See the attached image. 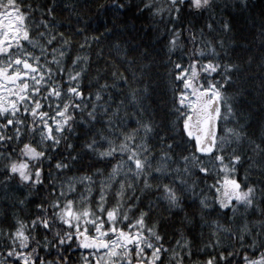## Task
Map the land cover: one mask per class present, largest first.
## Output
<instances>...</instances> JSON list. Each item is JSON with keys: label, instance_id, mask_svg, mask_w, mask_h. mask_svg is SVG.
<instances>
[{"label": "snow or ice", "instance_id": "obj_1", "mask_svg": "<svg viewBox=\"0 0 264 264\" xmlns=\"http://www.w3.org/2000/svg\"><path fill=\"white\" fill-rule=\"evenodd\" d=\"M218 8L0 0V186L23 189L11 219L0 216V264H264V122L249 130L245 62ZM252 23L264 68V10ZM146 26L166 58L171 120L145 106L159 58L134 37L121 43ZM93 51L104 61L94 76ZM29 204L31 215L15 210ZM197 226L208 230L199 243Z\"/></svg>", "mask_w": 264, "mask_h": 264}, {"label": "trees", "instance_id": "obj_2", "mask_svg": "<svg viewBox=\"0 0 264 264\" xmlns=\"http://www.w3.org/2000/svg\"><path fill=\"white\" fill-rule=\"evenodd\" d=\"M236 2V0H217L218 4H221V8L217 9V16L219 17L221 12L224 16H227L233 25L234 35L236 37V44L232 46L231 56L237 62L244 61V70L240 74L239 77V85L237 89L240 87L247 90L246 94L241 100V107L250 112V119L248 121L250 128L249 130H255L257 136H259L261 132L260 124L264 122V98H262L259 92V83L262 78V73H264V68L259 66L260 57H261V49L259 47V43L253 40V35L255 29L253 27V21L258 23L259 14L262 10H264V0H248L249 8L244 10H239L237 8L232 7V5ZM227 3L228 7L224 8L223 4ZM104 19L100 18L95 20V26L103 25ZM91 23V21H90ZM147 25V22L145 21ZM141 21L136 20L135 28L140 29ZM139 40L142 44H147L150 50L159 58L156 67H154L151 71L152 77V88L151 95L145 101V106L148 109L149 114L154 115L157 121H166L171 120L173 117L168 115L169 109L172 104L171 92L168 87V81L166 76V68L163 66V61L166 59L163 53L160 51V45L157 44L153 40V33L150 27H147L142 32H137L136 30L129 28L128 32L124 34L121 43L123 44L124 40H128L131 43L132 38ZM162 43V41L160 42ZM95 45L93 48L95 49ZM105 55H107V41L104 43ZM252 56L253 60L251 63H247L248 57ZM93 59L95 61V51H93ZM104 64L103 59L99 61H95L93 67L90 71V75H95V70L97 66L102 67ZM87 77L85 78V82L87 83ZM230 92L233 89H229ZM119 98V97H117ZM131 111V109H129ZM134 126V125H133ZM83 137L81 136L79 139H74L72 142L76 145L77 149L80 146L81 140ZM89 162L87 158L82 163ZM6 161L3 158H0V170L3 169V165ZM96 167H103L102 164H96ZM79 167V165H78ZM47 166L45 167V175L47 173ZM83 169L81 168V171ZM240 178L243 177L244 171L243 169L239 170ZM3 177L0 176V180ZM212 177H209V181H211ZM23 196V189L16 184L15 181L12 182V186L7 190V196L5 194V188L0 186V216H4L7 219H11L12 213L14 209L11 207L14 200ZM19 211L21 216L31 215L34 212V207L32 205L21 206L19 209H15ZM167 215V213H163ZM231 215V212L228 213ZM258 218V217H255ZM203 231L204 236L200 237V232ZM208 230L200 229L197 226L194 229H191L189 232L190 237H195L196 242L199 243L201 239L206 240ZM227 243V241H226ZM212 254V250L208 249L205 253H202L200 258L206 259L207 255Z\"/></svg>", "mask_w": 264, "mask_h": 264}]
</instances>
